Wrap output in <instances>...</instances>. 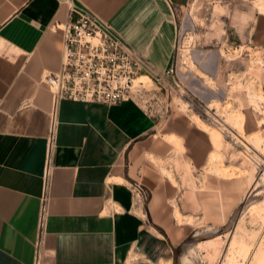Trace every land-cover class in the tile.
Masks as SVG:
<instances>
[{
    "label": "crops",
    "instance_id": "obj_1",
    "mask_svg": "<svg viewBox=\"0 0 264 264\" xmlns=\"http://www.w3.org/2000/svg\"><path fill=\"white\" fill-rule=\"evenodd\" d=\"M70 1L158 74L173 64L178 13L191 2ZM68 13L62 0H0V264H36L42 205L39 264H181L148 200L160 182L147 140L155 121L137 103L59 101L44 186L52 104L45 78L60 70ZM225 42L264 49V14L231 26Z\"/></svg>",
    "mask_w": 264,
    "mask_h": 264
},
{
    "label": "rangeland",
    "instance_id": "obj_2",
    "mask_svg": "<svg viewBox=\"0 0 264 264\" xmlns=\"http://www.w3.org/2000/svg\"><path fill=\"white\" fill-rule=\"evenodd\" d=\"M255 11L264 0H191L178 13L175 73L147 140L160 176L148 200L180 263L252 264L264 251V49L225 42Z\"/></svg>",
    "mask_w": 264,
    "mask_h": 264
},
{
    "label": "built area",
    "instance_id": "obj_3",
    "mask_svg": "<svg viewBox=\"0 0 264 264\" xmlns=\"http://www.w3.org/2000/svg\"><path fill=\"white\" fill-rule=\"evenodd\" d=\"M62 1L68 7L69 21L62 28L61 67L58 73L45 78V84L52 93V104L44 186L50 171L59 101L70 100L104 106L133 101L155 121L159 91H167L171 87L175 73L173 64L164 73H155L149 62L108 24L89 10L74 6L70 0ZM73 16L75 20H72ZM142 78L147 79V82L141 81ZM134 189L136 193L144 194L142 187ZM46 219L47 207L42 205L39 212L36 264H39Z\"/></svg>",
    "mask_w": 264,
    "mask_h": 264
},
{
    "label": "bare ground",
    "instance_id": "obj_4",
    "mask_svg": "<svg viewBox=\"0 0 264 264\" xmlns=\"http://www.w3.org/2000/svg\"><path fill=\"white\" fill-rule=\"evenodd\" d=\"M256 211L258 212V215L260 216H263L264 215V205L262 206H258V209H256ZM260 249H258L259 251ZM246 251V250H245ZM248 251V250H247ZM247 251L245 252L246 255H247ZM245 255V256H246ZM248 256V255H247ZM250 263V262H249ZM252 264H264V251H259V252H255L252 256ZM170 264V263H169ZM181 264H187V261H186V257H182L181 258Z\"/></svg>",
    "mask_w": 264,
    "mask_h": 264
},
{
    "label": "trees",
    "instance_id": "obj_5",
    "mask_svg": "<svg viewBox=\"0 0 264 264\" xmlns=\"http://www.w3.org/2000/svg\"><path fill=\"white\" fill-rule=\"evenodd\" d=\"M176 253V252H175Z\"/></svg>",
    "mask_w": 264,
    "mask_h": 264
}]
</instances>
